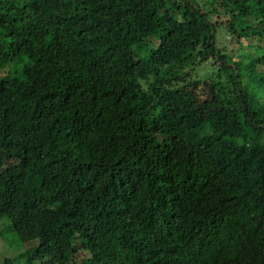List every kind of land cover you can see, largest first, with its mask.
I'll return each mask as SVG.
<instances>
[{
    "label": "trees",
    "instance_id": "1",
    "mask_svg": "<svg viewBox=\"0 0 264 264\" xmlns=\"http://www.w3.org/2000/svg\"><path fill=\"white\" fill-rule=\"evenodd\" d=\"M261 76L264 0H0V264H264Z\"/></svg>",
    "mask_w": 264,
    "mask_h": 264
},
{
    "label": "rangeland",
    "instance_id": "2",
    "mask_svg": "<svg viewBox=\"0 0 264 264\" xmlns=\"http://www.w3.org/2000/svg\"><path fill=\"white\" fill-rule=\"evenodd\" d=\"M219 38L220 39H218L219 40V44L221 45V44H223L225 41H227V32H226V30H224V29H222L221 31H220V36H219ZM230 45L228 44L227 45V48H226V50L228 49V47H229ZM235 51H237V50H235ZM204 71H206V68H204V69H202V70H199V74L200 73H203ZM252 72H254V67H252L251 69L250 68H246L245 70H243V73H244V77L242 78V82H243V84H245L246 82H247V80H248V75H250V74H252ZM211 73V72H210ZM263 78H264V76H261L260 78H257L259 81H260V83L258 84V86H259V89H250L249 91L251 92V93H255V94H257L258 95V98L259 99H263L262 97H260V95H262L261 94V92L264 94V81H262L263 80ZM205 80V83L204 84H207V83H209L208 81H206V79H204ZM207 82V83H206ZM253 82V81H252ZM255 82V81H254ZM260 89L262 90L261 92H260ZM254 90V91H253ZM3 167H1L0 166V170L2 169ZM22 207H21V205H16V204H13V205H10L9 207H8V212H9V214H10V216H12L13 217V219L15 220V218H16V215H17V211L18 210H20ZM15 213V214H14ZM34 214V212L33 211H29V213L28 214H26L25 215V217H24V221H25V223L26 222H30V221H32V218H33V215ZM86 242H87V239L84 237V236H79V242H78V248H79V254L77 255V258H78V260L80 261V262H82L83 264H85V263H89L90 262V260L93 258V257H95L94 256V252L92 251V250H90L89 249V247L87 246V244H86ZM36 243V242H35ZM26 244V245H25ZM24 245L25 246H27V247H32L34 244L33 243H30V242H27V243H25ZM24 245L23 246H18V245H7V247H5L4 245H3V247H0V254H1V256H2V260H4L6 257H16V256H18L20 253H23L25 250H26V248H24Z\"/></svg>",
    "mask_w": 264,
    "mask_h": 264
}]
</instances>
